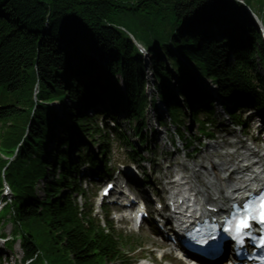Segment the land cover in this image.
I'll return each mask as SVG.
<instances>
[{
  "label": "trees",
  "instance_id": "1",
  "mask_svg": "<svg viewBox=\"0 0 264 264\" xmlns=\"http://www.w3.org/2000/svg\"><path fill=\"white\" fill-rule=\"evenodd\" d=\"M203 2L0 0V150L9 154L11 148L19 145L13 160L6 163L0 159V170L5 166L4 173L15 192L5 213L15 228L13 234L21 238L23 259H36L41 264H106L123 260L121 240L91 221L84 225L67 194L52 198L60 193V183L67 185V172L72 169L66 151L59 153L61 178L45 183L42 199L36 196L35 182L46 173L44 155L48 153L55 126L61 125L64 130L57 137V144H67L70 133L53 108L33 98L35 85L41 100H62L69 96V106L64 105L68 112L64 115L70 127L92 138L95 127L81 116L76 118L75 107L98 96L113 101L125 98V118L136 121L134 128L143 138L145 121L141 116L148 102L146 67L128 36L131 33L137 38L135 33L123 22L145 38L149 50L147 66L161 99L175 96L176 90L184 104L190 106L191 85L197 77L204 76L216 83L221 101H228L233 107L245 101L258 105L259 78L253 70L255 58L264 68V45L242 4L236 1L230 8L235 17L244 14L245 19L238 20V27L226 45L211 29L197 36L175 39L184 20L198 11ZM67 16L75 17L93 37L92 47L102 56L99 67L84 65L61 44L60 29ZM233 44L236 48L232 50ZM175 51L179 54H174ZM173 83L175 86H171ZM193 91L198 92L197 88ZM174 98L168 117L178 126L185 114ZM222 104L228 115L237 119L235 111L227 103ZM210 108L211 103L205 106L209 116ZM198 122L201 133L208 134V122ZM105 152L102 147L101 155ZM56 170L55 167L54 173ZM131 242L127 239L125 244Z\"/></svg>",
  "mask_w": 264,
  "mask_h": 264
},
{
  "label": "snow or ice",
  "instance_id": "2",
  "mask_svg": "<svg viewBox=\"0 0 264 264\" xmlns=\"http://www.w3.org/2000/svg\"><path fill=\"white\" fill-rule=\"evenodd\" d=\"M235 3L236 0H204L199 10L194 11L184 20L175 39L179 41L181 37L197 36L211 29L226 45L239 24L238 19L230 11ZM59 40L68 53L77 57L84 65L99 67L102 56L92 47L93 37L75 17L67 16L63 20ZM174 54L178 55L179 52L175 51ZM177 79L179 80V77ZM206 87L202 83L191 85L193 90ZM219 102L228 103V101ZM59 107L61 106H57V109ZM228 167L227 163L220 160L209 161L203 165H188L183 172L174 176L176 183L172 185L174 189L172 195L179 196V201L184 204L185 208H188V215H191L193 211L192 204H197L198 208L206 200L214 201L216 196L212 193L224 191L222 186L225 184L230 185L225 192V195L230 196L235 188L244 186L233 185L227 179L225 169ZM213 168L216 171H213ZM246 178L251 179L252 177ZM245 191V196L228 204L226 214L219 222L213 217L199 221V223L207 224V231L202 232L194 225L195 235H193L192 230L187 229V225L184 226L191 243L198 246L191 257V264H210L212 258L223 255L222 240H226L223 245L224 249L230 250L235 256L241 258V264L244 260H259L261 264H264V254L255 256L245 251L246 241H250L252 247L264 249V178H261L260 187L245 189ZM157 207L159 208L160 205ZM218 207L223 209L224 206L218 205ZM218 207H212L211 202L206 205V208L214 213L217 212ZM196 215L200 216L201 213L197 210ZM223 259L228 260L229 257L224 255Z\"/></svg>",
  "mask_w": 264,
  "mask_h": 264
},
{
  "label": "rangeland",
  "instance_id": "3",
  "mask_svg": "<svg viewBox=\"0 0 264 264\" xmlns=\"http://www.w3.org/2000/svg\"><path fill=\"white\" fill-rule=\"evenodd\" d=\"M247 3L249 5H251V7L253 8V10L255 12H257L260 16H262V18H264V0H246ZM262 7L261 10L259 9V7ZM242 18L244 17V14H241L239 16H236V18ZM123 25L128 28L130 31H132L133 33H135V36L137 37V39L139 41H143L145 40V38H143L141 35H139L137 32H134V28L127 22H123ZM235 31L232 33V35H234ZM217 34V33H216ZM255 62H257V58H255ZM192 68V67H191ZM191 70V69H190ZM255 70L257 72V74L260 76L261 79H264V71L260 65V63H256L255 64ZM192 74L194 75V70L192 69L191 70ZM115 78H119L116 74H115ZM145 78L146 80L148 81V84L146 85V92H147V97L148 99H150L151 96H155V93L153 91V88H152V77H151V72L149 69L146 70V75H145ZM198 83H202L204 85H209V80L206 78V77H198ZM175 86V84L173 85ZM175 89V88H174ZM191 95L194 96L196 94L195 91L191 90L190 91ZM66 104H69V100L66 99ZM118 106L120 107L121 109V117H123L125 115V112H126V103L125 102H120L118 103ZM58 110V109H57ZM95 115L91 116L90 117H94ZM245 116V115H244ZM198 117L200 118H203V114L202 113H199ZM145 122H146V126L144 128V131L146 133V137L148 138V141H149V145L150 147L152 148L153 152H158L159 154L161 153H164V155H161L159 157V160L161 161V159H164V158H168V159H172L173 156H169L167 153V149H168V142L167 140L164 138L162 139V137L164 136V132L165 130L170 134L172 133V135L174 134V132L176 131V128L173 127L172 125H170L168 122V116L164 113L163 115V126L162 127H158L156 130L157 131H161V133L159 134H156L155 136H153V129H155L156 127V119L151 117L150 113L148 112L145 116ZM214 118L216 119V125L212 128V131L214 133V135L216 134L215 138L216 140L215 141H221V132L220 130H223V129H226L227 128V131H232L231 130V126L229 125V118L227 117V115L223 112V110L221 109L220 105L216 106L215 107V110H214ZM122 120L125 121V119L122 118ZM94 121V120H93ZM65 124H69V121L68 119H65L64 121ZM95 123V122H94ZM133 126V124H131ZM130 125V128L127 127V124L125 123V128L124 126L122 127V131L126 134L127 136V132H131L132 131V126ZM251 128V126H249ZM149 128H152V132L149 131ZM72 130V129H71ZM70 130V131H71ZM179 131L184 135V137L187 139V140H190L192 143H193V146L191 148H189L188 150L191 151L193 148L195 147H198V145L200 144V142L204 141V142H207V139L202 138V135L200 134V131H199V124L197 123V121L193 120V119H189L188 118V113L185 115V118H184V122L182 124V126L180 127ZM79 137L80 138H84L86 137V135H82L79 133ZM75 135L74 131L72 132V140L74 141L76 138H79ZM95 138H98V136H95ZM151 138H152V141H151ZM184 138V139H185ZM243 138V135L240 136V139ZM168 139H170L169 135H168ZM96 142L91 144L90 141H87L85 145V153L87 154H92L94 155L95 157L98 155V141L95 140ZM214 142H211V144L215 143ZM50 148L52 146V142L49 143L48 145ZM124 146H119V143L118 142H113L112 144H108V155H107V160H108V165L109 167H112L113 165H116L118 167V163H121L123 161H125V157L123 155V150H124ZM62 149V147H61ZM223 149V148H222ZM224 149H227V148H224ZM151 150V149H150ZM143 151V155H146L148 157H152V153L151 151ZM72 151H74V149L72 148ZM227 151V150H226ZM201 152H198L197 155L200 156ZM73 157L75 158V152L72 153ZM46 157V156H45ZM215 160V159H214ZM196 161H199V158H197ZM216 161V160H215ZM180 162H183V159L180 160ZM194 161H190V163H193ZM181 163V164H183ZM89 173V171H87ZM52 176L50 174H47L46 177H44L41 181H39L36 185H35V193L37 195V197L40 199H42L44 197V191H43V186L45 183L49 182L52 180ZM94 190V188H93ZM64 191V190H63ZM90 195H91V192L89 191L87 193V198L88 199H91L90 198ZM80 203H83V200L81 199V201H79ZM5 234L6 236H10V234L12 233L13 231V227L12 225L10 224H5L2 229H1ZM124 234H127V231L124 232ZM129 235V234H127ZM131 235H134L140 242L144 243L145 244V251L144 254L143 253H140L138 252V250L136 252H133L132 253V257L133 258H138L140 255H144V257L146 258H149L151 257V255L149 254V252L151 251V243H154L153 242V238L151 237V234L149 233V227L148 226H144V228H142L140 230V232L138 234H131ZM0 257L2 258H7V262H4L3 261V264H12V263H15V264H18L19 263V260L22 258V251L18 245V243H15L14 246L12 247L11 250H7L5 249L1 244H0ZM4 260V259H3ZM12 262V263H11Z\"/></svg>",
  "mask_w": 264,
  "mask_h": 264
},
{
  "label": "bare ground",
  "instance_id": "4",
  "mask_svg": "<svg viewBox=\"0 0 264 264\" xmlns=\"http://www.w3.org/2000/svg\"><path fill=\"white\" fill-rule=\"evenodd\" d=\"M209 148H213V151H207L206 153H204L203 155H202V162H203V160L206 158V160H208V161H215L214 160V157H215V153L217 152V148H219V150L221 149L222 150V148H224L223 147V145H222V143H217V142H215L214 144H209L208 145V147H207V149H209ZM206 149V150H207ZM226 154V153H225ZM228 155H224V157H227ZM197 164H199V163H195V164H193V165H197ZM188 165H192V164H187L186 166H188ZM215 171H216V169L215 168H213ZM230 169H232V170H237L238 168L236 167V166H234V165H230L227 169H225V171L226 172H228ZM251 174H253V173H251ZM250 174V175H251ZM243 175H244V173L242 172H240V171H237V173L236 174H234V179H233V181L231 182L233 185H243L244 186V181L242 180V178H243ZM227 185V187L229 188L230 187V185H228V184H226ZM241 187H237V188H235L236 190L237 189H240ZM217 194H224V191H220V192H213L212 193V195H214V196H216Z\"/></svg>",
  "mask_w": 264,
  "mask_h": 264
}]
</instances>
